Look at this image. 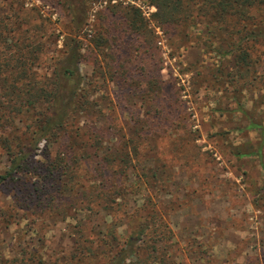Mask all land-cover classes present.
Wrapping results in <instances>:
<instances>
[{
  "label": "rangeland",
  "instance_id": "1",
  "mask_svg": "<svg viewBox=\"0 0 264 264\" xmlns=\"http://www.w3.org/2000/svg\"><path fill=\"white\" fill-rule=\"evenodd\" d=\"M82 1L81 25L74 21L69 0H0V16L8 13L9 4L14 3L22 7L21 13L28 14L29 25L40 26L39 41L44 43L47 54L39 66L35 65L39 74L51 76L69 40H81L82 86L88 90L94 107L92 117L89 112L90 116L86 112L79 115V125L107 127L105 145L110 150L129 141L139 127L150 134L148 141L156 138L157 150L140 162L133 161L136 167L130 170L124 184L126 209L116 214L92 210L85 202L76 204V190L65 188L62 195L70 204L67 214L49 210L39 214L35 200L17 197L13 189L0 188V264H90L92 259L102 262L109 256V247L113 248L115 242L122 244L129 231L139 230L153 215L161 228L172 234L173 245L163 254L164 264H264V203H255L264 189V168L259 155L237 154L256 152L262 145L257 130L244 129L247 120L238 102L250 109L264 89L235 87L236 80L230 81V75L236 73L237 51L222 57L217 51L219 41L206 43V23L201 20L194 19L190 26L183 24L169 39L156 23L153 13L157 8L149 0ZM119 3L141 8L151 36L141 38L128 30H114L112 24L126 26L121 13H114L110 7ZM73 9L81 12L80 6ZM187 32L189 36H184ZM100 35L106 37V42L96 47ZM111 45L124 49L117 53ZM225 47L230 49L229 45ZM257 48L262 49L260 45ZM126 50L131 51V56L126 55ZM121 58H137V69L128 68L134 88L111 80L114 59L124 66ZM141 58L154 76H162L167 82L163 84V96L170 103L165 109L171 116L169 121L160 115L155 117L154 100L143 96L147 80L140 76L144 65ZM161 66L164 68L160 71ZM117 69L122 72L125 67ZM15 125L25 139L26 121L18 120ZM50 151L54 159L56 143ZM36 159L39 163L45 160L40 153ZM8 163L9 156L0 148V168ZM156 165L157 178L152 180L145 173ZM80 172V185L90 188L93 174L83 169ZM28 179L35 182L39 174L32 172ZM118 201L121 204L122 198ZM79 227L86 228L93 245L99 247L88 258H72L77 251ZM150 241L151 236L146 235L143 244Z\"/></svg>",
  "mask_w": 264,
  "mask_h": 264
},
{
  "label": "trees",
  "instance_id": "2",
  "mask_svg": "<svg viewBox=\"0 0 264 264\" xmlns=\"http://www.w3.org/2000/svg\"><path fill=\"white\" fill-rule=\"evenodd\" d=\"M149 4L157 8L153 16L165 34H169V39L176 29L180 30L183 24L190 26L194 19L206 23L207 44L212 43V39L219 41L217 51L222 57L237 51L236 73L230 75L233 76L230 81L236 80L235 87L240 85L252 91L264 89V0H149ZM79 6L81 12L77 13L73 8ZM69 7L74 21L78 25L83 24V1L69 0ZM110 7L114 13H121L126 24H112L116 32L122 30L125 33L128 30L141 38L151 36L152 31H149L141 8L120 3ZM21 10V6L10 3L8 13L0 16V148L9 156L7 167L0 168V188L13 189L17 197L35 200L36 213L39 214L46 210L67 214L70 204L68 197L62 195L64 188L76 190V204L85 202L92 210L116 214L120 209H126L123 202L126 199L124 184L129 179L130 170L136 167L133 161L138 159L140 162L149 152L156 153V138L148 141L150 134L138 127L134 137L110 150V146L105 145L108 141L107 127L96 128L88 123L79 125V115L85 112L91 115L94 107L88 90L82 86L84 76L79 66L83 56L82 41L76 37L69 40L51 76L39 74L35 65L39 66L38 62L47 54V49L39 41L40 26L29 25L28 14L21 13ZM24 22L28 26L24 27ZM184 36H189V32ZM105 42L106 37L100 35L95 46ZM225 45H229L230 49ZM257 45L262 49L259 50ZM111 48L117 53L124 49L121 45H111ZM126 51V55L131 56L133 49ZM110 56L114 57L113 54ZM130 58L125 61L121 58L124 66L114 59L115 65L110 73L111 80L120 86L134 88L130 69L135 71L138 65L137 58ZM141 59L144 65L140 76L147 80L143 96L154 100L157 107L155 117L160 115L163 120L169 121L171 116L165 109L170 103L164 97L163 87L167 82L162 76H154L151 67ZM117 66L125 69L119 72ZM163 68L161 66L160 71ZM238 103L239 110L247 120L244 129L257 130L262 145L256 152L237 154L239 157L259 155L264 168V93L254 99L250 109H245L240 101ZM23 119L26 121L24 133H28L25 139L22 130L15 125V122ZM42 143L44 145L41 147ZM55 143L57 155L52 159L50 146ZM129 144H132L131 149ZM39 153L44 155L43 163L36 159ZM158 168L156 165L144 173L156 180ZM81 169L93 174L90 188L80 185ZM32 172L39 174L35 182L28 179ZM119 198H122L121 204ZM263 199L264 189L256 196L255 203H264ZM156 218L153 215L143 227L139 223L140 229L129 231L122 244L115 242L113 248L109 247L107 260L96 263L92 259L90 264H164L163 254L173 245L172 234L161 228ZM76 233L77 251L72 258L90 257L99 247L93 245L86 228L79 227ZM146 235H150L152 241L143 244ZM118 246L120 249H117Z\"/></svg>",
  "mask_w": 264,
  "mask_h": 264
},
{
  "label": "built area",
  "instance_id": "3",
  "mask_svg": "<svg viewBox=\"0 0 264 264\" xmlns=\"http://www.w3.org/2000/svg\"><path fill=\"white\" fill-rule=\"evenodd\" d=\"M91 36V34H89Z\"/></svg>",
  "mask_w": 264,
  "mask_h": 264
}]
</instances>
